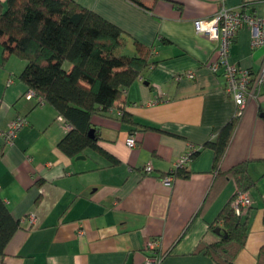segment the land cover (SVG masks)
<instances>
[{"label":"crops","instance_id":"1","mask_svg":"<svg viewBox=\"0 0 264 264\" xmlns=\"http://www.w3.org/2000/svg\"><path fill=\"white\" fill-rule=\"evenodd\" d=\"M75 1L120 27L126 52L134 53L139 42L156 63L111 111L91 118L98 145L117 163L93 149L69 157L57 147L69 126L52 106L25 98L28 87L19 77L25 61L0 37V129L17 116L28 121L12 144L0 136V196L19 220L0 264H143L151 254L146 242L153 238L164 254L159 264H217L195 249L201 240H217L210 224L236 191L235 181L218 184L202 205L217 171L240 162H247L255 184L243 216L248 234L235 262L255 264L264 246V85L255 86L252 78L246 108L215 168L213 150L203 145L234 117L235 103L221 71L206 67L218 41L197 33L194 20L222 6L264 17V0H141L144 7L130 0ZM250 39L248 25L238 29L229 61L253 77L264 46L251 48ZM186 70L195 76L175 79ZM118 103L131 123L121 120ZM129 135L136 139L134 148L126 145ZM197 150L181 168L186 175L171 184L162 181L184 154ZM147 163L151 173L144 171Z\"/></svg>","mask_w":264,"mask_h":264},{"label":"trees","instance_id":"2","mask_svg":"<svg viewBox=\"0 0 264 264\" xmlns=\"http://www.w3.org/2000/svg\"><path fill=\"white\" fill-rule=\"evenodd\" d=\"M130 1L144 7L141 0ZM2 36L7 38L3 46L25 61L20 79L69 126L57 143L58 149L69 157L93 149L117 163L114 156L98 145L96 131L94 137L88 135L91 118L111 111L125 89L144 69L156 63L151 59V49L135 41L136 51L126 52L122 29L75 0H0ZM118 106L122 110L121 120L131 123L123 105ZM237 119L233 117L214 140L203 145L213 150L215 168L222 160ZM178 175L186 173L179 168L175 171V176ZM230 179L236 184L231 199L255 184L247 162L217 171L202 209L216 194L214 188ZM231 199L210 224L211 230L220 228V233H215L217 240L212 243L201 240L195 249L204 251L217 264H237L235 257L248 234V218L235 214ZM18 226L19 220L12 216L0 196V255ZM255 264H264V246L259 248Z\"/></svg>","mask_w":264,"mask_h":264},{"label":"built area","instance_id":"3","mask_svg":"<svg viewBox=\"0 0 264 264\" xmlns=\"http://www.w3.org/2000/svg\"><path fill=\"white\" fill-rule=\"evenodd\" d=\"M248 25L251 30L250 46L258 48L264 46V17H259L255 13H248L246 10L237 8H228L222 6L211 17L196 18L194 20V29L197 33H202L207 37L218 41L216 49V57L206 67L214 74L221 71L225 80V90L231 95L235 103V118H240L243 114L248 98L249 84L253 78L255 86L264 85V60L260 64L258 72L252 77L247 69H242L239 66L229 61V49L232 45L236 33L239 28ZM195 76L193 70H186L180 74H176L175 79L181 78L192 79ZM26 99L36 98L38 104L43 102L39 97H36L32 89H28L24 94ZM28 124L26 117L17 116L12 119L5 129H0V136L3 141L10 145L13 143L18 132ZM126 145L134 148L137 145L134 136L129 135L126 138ZM192 153L184 154L169 171L162 176V181L165 184H171L175 179V171L183 168L191 159ZM146 173L153 171L151 163L144 166ZM251 205V198L248 191L237 192L230 201L232 210L237 215H244ZM31 216L30 220L33 221ZM82 234V230H79ZM159 246L158 238L150 239L146 242V248L151 252L147 255L143 264H159L163 257V253L157 252Z\"/></svg>","mask_w":264,"mask_h":264},{"label":"water","instance_id":"4","mask_svg":"<svg viewBox=\"0 0 264 264\" xmlns=\"http://www.w3.org/2000/svg\"><path fill=\"white\" fill-rule=\"evenodd\" d=\"M88 135L90 137H94V129L93 128L89 129ZM213 232L216 233V234L220 233V228L219 227L214 228Z\"/></svg>","mask_w":264,"mask_h":264}]
</instances>
